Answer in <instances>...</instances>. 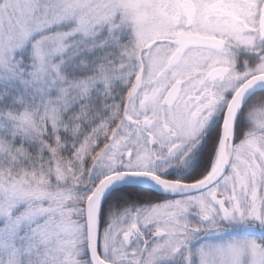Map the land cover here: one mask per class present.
<instances>
[{
  "label": "snow or ice",
  "instance_id": "obj_1",
  "mask_svg": "<svg viewBox=\"0 0 264 264\" xmlns=\"http://www.w3.org/2000/svg\"><path fill=\"white\" fill-rule=\"evenodd\" d=\"M0 264H264V0H0Z\"/></svg>",
  "mask_w": 264,
  "mask_h": 264
}]
</instances>
